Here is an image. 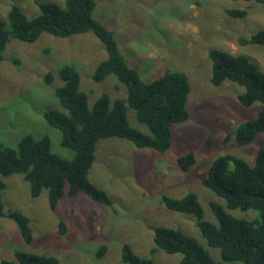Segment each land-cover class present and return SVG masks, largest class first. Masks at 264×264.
<instances>
[{"label":"rangeland","instance_id":"rangeland-1","mask_svg":"<svg viewBox=\"0 0 264 264\" xmlns=\"http://www.w3.org/2000/svg\"><path fill=\"white\" fill-rule=\"evenodd\" d=\"M65 0H0V17L8 21L9 10L19 6L29 17L40 13V2ZM96 17L114 29L119 47L130 66L148 82L167 70L188 75L191 93L190 118L174 126V143L167 152L138 148L133 142L112 137L98 142L90 178L105 189L113 200L109 207L79 193L66 195L57 208L48 204V189L40 196L31 194L30 184L21 174L4 176L7 183L0 190L5 212L21 210L30 218L33 240L27 243L16 223L1 218L0 262L13 259V251L26 249L54 254L58 264H126L122 248L130 244L155 264H179L180 253H167L154 241L159 226L175 227L194 236L209 250L213 259L222 260L220 250L210 247L191 214L168 210L160 196L182 197L193 191L204 208V218L219 225L210 202L225 205L224 198L203 185V177L213 160L232 153L253 163L257 149L264 145V132L252 143L238 146L227 140L241 122L254 118L262 104L246 107L238 100L244 87L226 81L220 86L211 81L210 48L234 54H247L264 71V44L243 43L264 28V4L246 0H96ZM248 8L244 17H233L226 10ZM108 57L100 39L91 31L59 37L48 32L33 42L12 38L0 62V140L17 146L22 135L48 134L52 149L72 158L71 149L61 145V132L44 117L47 109L66 112L56 94L64 82L60 66L73 63L80 74V88L91 107L102 94L126 98L128 89L116 75L97 81L94 72ZM52 74V80L49 75ZM128 117L132 126L149 133L133 108ZM195 150L197 162L188 171L177 164L176 157ZM226 209L238 217H252V210ZM63 221L65 231L60 228ZM101 244L108 245L102 258L96 256Z\"/></svg>","mask_w":264,"mask_h":264},{"label":"trees","instance_id":"trees-1","mask_svg":"<svg viewBox=\"0 0 264 264\" xmlns=\"http://www.w3.org/2000/svg\"><path fill=\"white\" fill-rule=\"evenodd\" d=\"M254 1L264 4V0ZM39 4L40 13L34 18H29L19 6L13 5L8 14L9 29L0 17V62L12 38L33 42L43 32L68 37L91 31L108 54L96 67L94 79L101 81L114 74L126 85L128 95L112 100L105 93L90 107L87 94L80 88L77 67L73 63L62 64L59 74L64 83L56 89V94L66 112L47 109L44 117L60 130L61 145L71 149L74 156L66 158L55 152L48 134L36 137L26 133L15 147L0 140V190L7 187L4 176L21 174L29 182L33 196L38 197L48 189V204L52 209L57 208L66 195L79 193L109 207L113 204L111 196L90 178L98 142L117 137L133 142L138 148H151L160 153L170 150L174 143V126L190 118L187 105L191 93L189 77L181 71L167 70L158 78L144 81L123 55L114 29L96 17V0H65V6L51 1ZM226 11L233 17L248 14L247 7ZM242 42L264 44V28L243 37ZM208 54L212 60L211 81L214 85L234 82L244 87L238 95L242 105L262 104L256 117L241 122L226 137L227 140L234 139L238 146H246L264 132V71L244 53L210 48ZM49 80H52L51 73ZM129 108L136 110L138 119L149 127V133L131 125ZM195 154L193 149L176 157L183 171L196 164ZM202 183L225 200V205L210 202L219 225L204 218L203 205L193 191L182 197L162 194L160 203L168 210L195 216L203 238L210 247L220 250L222 260L213 259L197 238L175 227L155 228V244L167 253H180L179 264H264V145L257 149L253 163L232 153L217 156ZM226 207L252 210L255 214L238 217ZM3 217L12 219L22 238L27 243L32 242L30 218L24 212H5L4 203L0 201V233ZM60 228L66 230L63 221ZM108 248L107 244H101L96 256L102 258ZM13 253V259H2L0 264L59 263L54 254L26 249H16ZM121 257L126 264H155L153 259L139 255L127 243L122 248Z\"/></svg>","mask_w":264,"mask_h":264},{"label":"crops","instance_id":"crops-1","mask_svg":"<svg viewBox=\"0 0 264 264\" xmlns=\"http://www.w3.org/2000/svg\"><path fill=\"white\" fill-rule=\"evenodd\" d=\"M71 197H72V196H71ZM64 198H65V197H64ZM64 198H63V199H64Z\"/></svg>","mask_w":264,"mask_h":264}]
</instances>
